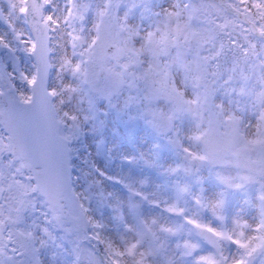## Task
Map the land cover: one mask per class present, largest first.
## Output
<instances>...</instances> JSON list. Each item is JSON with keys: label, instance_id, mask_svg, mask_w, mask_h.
Returning a JSON list of instances; mask_svg holds the SVG:
<instances>
[{"label": "snow or ice", "instance_id": "obj_1", "mask_svg": "<svg viewBox=\"0 0 264 264\" xmlns=\"http://www.w3.org/2000/svg\"><path fill=\"white\" fill-rule=\"evenodd\" d=\"M73 11L0 0V264H264V163L225 173L216 154L181 147L165 164L156 143L125 153L134 131L106 139L108 111L77 86L103 42L77 34ZM85 135L102 159L161 182L129 176L111 190L97 163L81 170Z\"/></svg>", "mask_w": 264, "mask_h": 264}, {"label": "rangeland", "instance_id": "obj_2", "mask_svg": "<svg viewBox=\"0 0 264 264\" xmlns=\"http://www.w3.org/2000/svg\"><path fill=\"white\" fill-rule=\"evenodd\" d=\"M227 2L248 13L252 21L247 19L264 32V0ZM63 3L57 0L58 6ZM251 6L256 13L249 12ZM73 10L69 19L77 34L83 30L86 39L103 42L77 86L108 111L106 139L116 142L134 131L135 141L127 142L125 153L134 155L156 143L165 164L185 155L181 147L197 156L216 154L215 163L225 173H243L264 163L262 37L208 0H73ZM219 35H227L229 43ZM109 44L117 46L113 59L106 52ZM180 52L186 61L181 62ZM229 52L232 70L225 64ZM124 122L118 137L114 126ZM95 139L85 135L76 145L88 162L81 170L97 163L112 177L105 181L111 190L123 194L114 181L129 176L148 175L153 184L161 182L156 172L107 159L106 152L102 159ZM207 167L203 165L205 175ZM255 187L248 191L254 194ZM242 199L239 193L232 197L237 206Z\"/></svg>", "mask_w": 264, "mask_h": 264}, {"label": "water", "instance_id": "obj_3", "mask_svg": "<svg viewBox=\"0 0 264 264\" xmlns=\"http://www.w3.org/2000/svg\"><path fill=\"white\" fill-rule=\"evenodd\" d=\"M211 1H213L214 3L219 5L225 12H228V13H231L232 15H234L236 18H238V20L241 23L246 24L248 26L250 32L253 35H256L259 38L260 37L264 38V32L258 31L252 24L247 22V20L245 19V15L240 13L238 10H235L229 3H226L222 0H211ZM106 51H107L108 57L112 58V56L116 52V45L115 44L108 45V47L106 48Z\"/></svg>", "mask_w": 264, "mask_h": 264}, {"label": "trees", "instance_id": "obj_4", "mask_svg": "<svg viewBox=\"0 0 264 264\" xmlns=\"http://www.w3.org/2000/svg\"><path fill=\"white\" fill-rule=\"evenodd\" d=\"M256 11H257V9L255 8V7H253V6H251L250 8H249V12H252V13H256ZM246 18H248L250 21H252V19H251V17L249 16V14L248 13H246ZM247 19V20H248ZM212 27H213V31L215 30L216 31V29H215V27H214V24H212ZM219 36H221V35H219ZM222 38H224V42H227V43H229L228 42V37H227V35H226V37H224V36H221ZM222 49H224V48H222ZM180 58L183 60H187V56H186V54H184V53H181L180 54ZM190 59H192L193 61H195V60H197V57L196 56H192V57H189ZM226 62H225V64L226 65H228V68L230 69V70H232L233 69V64H235V61L232 59V57H231V52H229L228 54H227V56H226ZM192 61V62H193ZM191 62V63H192ZM233 63V64H232ZM232 68V69H231Z\"/></svg>", "mask_w": 264, "mask_h": 264}, {"label": "bare ground", "instance_id": "obj_5", "mask_svg": "<svg viewBox=\"0 0 264 264\" xmlns=\"http://www.w3.org/2000/svg\"><path fill=\"white\" fill-rule=\"evenodd\" d=\"M165 5L162 6V8H164ZM216 145L214 144L213 147H215Z\"/></svg>", "mask_w": 264, "mask_h": 264}]
</instances>
